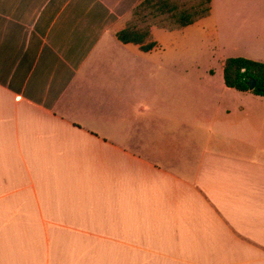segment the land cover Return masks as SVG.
Listing matches in <instances>:
<instances>
[{
  "label": "crops",
  "instance_id": "crops-1",
  "mask_svg": "<svg viewBox=\"0 0 264 264\" xmlns=\"http://www.w3.org/2000/svg\"><path fill=\"white\" fill-rule=\"evenodd\" d=\"M143 1L0 0V264H264V0L148 51Z\"/></svg>",
  "mask_w": 264,
  "mask_h": 264
},
{
  "label": "trees",
  "instance_id": "trees-1",
  "mask_svg": "<svg viewBox=\"0 0 264 264\" xmlns=\"http://www.w3.org/2000/svg\"><path fill=\"white\" fill-rule=\"evenodd\" d=\"M211 4L212 0H199L196 5L180 9L174 0H145L134 10L127 27L117 33V38L123 44H136L143 51L151 50L155 46V43L149 42L153 26L174 30L193 25L210 15ZM148 19L160 21L147 23L143 28L138 26V23H145ZM224 80L228 88L264 97L263 63L241 57L229 58L224 66ZM251 80L257 82L252 91L249 89Z\"/></svg>",
  "mask_w": 264,
  "mask_h": 264
},
{
  "label": "rangeland",
  "instance_id": "rangeland-1",
  "mask_svg": "<svg viewBox=\"0 0 264 264\" xmlns=\"http://www.w3.org/2000/svg\"><path fill=\"white\" fill-rule=\"evenodd\" d=\"M174 2L177 4V6L180 9H184L185 7H190L192 5H196L199 0H174ZM254 0H218V13H239L236 10V6H243L246 5L247 3H252ZM257 2V0H256ZM227 5V6H226ZM240 13H249L248 11H240ZM168 17V16H167ZM165 17V18H167ZM162 18V17H161ZM164 18V17H163ZM168 19V18H167ZM154 21H160V19H148L147 21L138 23V26L140 28L145 27L147 23H152ZM167 25V23H166Z\"/></svg>",
  "mask_w": 264,
  "mask_h": 264
},
{
  "label": "water",
  "instance_id": "water-1",
  "mask_svg": "<svg viewBox=\"0 0 264 264\" xmlns=\"http://www.w3.org/2000/svg\"><path fill=\"white\" fill-rule=\"evenodd\" d=\"M256 84H257V82L255 80H251L249 82V89H250V91L254 90V88L256 87Z\"/></svg>",
  "mask_w": 264,
  "mask_h": 264
}]
</instances>
